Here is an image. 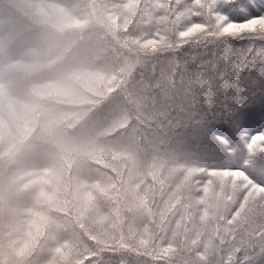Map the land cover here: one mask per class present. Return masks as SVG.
I'll return each mask as SVG.
<instances>
[{"label":"trees","instance_id":"obj_1","mask_svg":"<svg viewBox=\"0 0 264 264\" xmlns=\"http://www.w3.org/2000/svg\"><path fill=\"white\" fill-rule=\"evenodd\" d=\"M201 2L0 0V264H264V200L210 175L264 185V37L213 35L264 0Z\"/></svg>","mask_w":264,"mask_h":264},{"label":"snow or ice","instance_id":"obj_2","mask_svg":"<svg viewBox=\"0 0 264 264\" xmlns=\"http://www.w3.org/2000/svg\"><path fill=\"white\" fill-rule=\"evenodd\" d=\"M194 4L196 7L197 15H202L203 10L206 7H211L210 5L204 4L201 0H194ZM128 7L134 8L135 5H128ZM160 7H164V5H160ZM193 14L192 9H189L188 15ZM179 19V17H177ZM214 25L215 31L213 35L220 37H228V38H241L244 36H262L264 37V16L253 17L247 19L244 22H233L230 21L225 15L220 12H216L214 17ZM206 31H211V29H207L205 24L194 23L186 30L179 32V37L182 40H186L188 38L197 37L201 34H204ZM160 39H149L143 45L142 48H148L152 45H159ZM136 44H140V41H136ZM247 148L249 151L254 149H259L261 152H264V132L255 134L251 136V138L247 142ZM203 171V169H201ZM211 176L227 178V180L232 184L234 189L242 190L243 192V201L244 203L240 204V210L235 213L233 219L236 217H240L242 213L245 212V205H250L252 202L256 200L257 197L264 200V185H260L255 183L249 176L246 174L244 170L241 169H223V170H212L210 172ZM211 181H209V184ZM205 192L208 191L207 188L204 189ZM231 223V221H229ZM261 237L264 238V232L260 233ZM143 243V242H142ZM196 243V241H193ZM172 251V246L169 245L165 247L161 253V258L168 256V254Z\"/></svg>","mask_w":264,"mask_h":264},{"label":"rangeland","instance_id":"obj_3","mask_svg":"<svg viewBox=\"0 0 264 264\" xmlns=\"http://www.w3.org/2000/svg\"><path fill=\"white\" fill-rule=\"evenodd\" d=\"M133 167V166H132ZM131 174L134 176V175H136V173H137V171H136V169L134 168V169H132L131 171ZM93 216L92 217H90V220H94L95 222H97V221H100L99 219H98V217H97V215H96V212H94V210H93Z\"/></svg>","mask_w":264,"mask_h":264}]
</instances>
